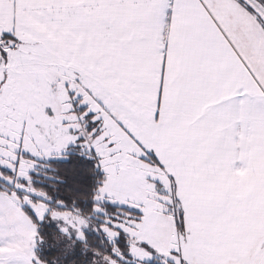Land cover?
Instances as JSON below:
<instances>
[{"label": "snow or ice", "instance_id": "obj_1", "mask_svg": "<svg viewBox=\"0 0 264 264\" xmlns=\"http://www.w3.org/2000/svg\"><path fill=\"white\" fill-rule=\"evenodd\" d=\"M0 264H264V0H0Z\"/></svg>", "mask_w": 264, "mask_h": 264}]
</instances>
